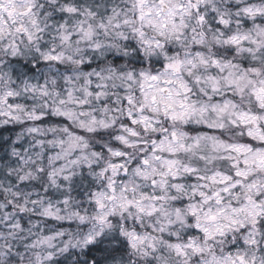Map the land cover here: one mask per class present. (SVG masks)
Segmentation results:
<instances>
[{"label":"clouds","instance_id":"9594fccd","mask_svg":"<svg viewBox=\"0 0 264 264\" xmlns=\"http://www.w3.org/2000/svg\"><path fill=\"white\" fill-rule=\"evenodd\" d=\"M0 264H264V0H0Z\"/></svg>","mask_w":264,"mask_h":264}]
</instances>
